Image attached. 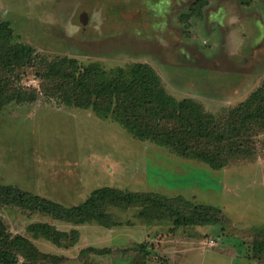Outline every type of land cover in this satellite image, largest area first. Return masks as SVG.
<instances>
[{
  "label": "rangeland",
  "instance_id": "rangeland-1",
  "mask_svg": "<svg viewBox=\"0 0 264 264\" xmlns=\"http://www.w3.org/2000/svg\"><path fill=\"white\" fill-rule=\"evenodd\" d=\"M0 20L49 60L68 56L107 70L148 63L169 93L199 101L217 119L264 78V0H208L200 8L197 0H0ZM19 72L23 86L40 89L34 66ZM247 134L256 154L213 169L134 138L91 108L42 94L34 101L10 99L0 108L1 183L64 205L105 185L154 191L189 207L216 206L227 219L224 225H149L139 208L112 206L109 212L122 223L107 227L0 202V221L11 236L24 235L41 252L60 256L56 262L41 257L42 264H127L139 242L147 244V264H264V257L257 262L248 255L255 228L264 223V129L253 125ZM38 221L66 232L61 243L33 235L28 225ZM87 246L112 250L81 253Z\"/></svg>",
  "mask_w": 264,
  "mask_h": 264
},
{
  "label": "trees",
  "instance_id": "trees-1",
  "mask_svg": "<svg viewBox=\"0 0 264 264\" xmlns=\"http://www.w3.org/2000/svg\"><path fill=\"white\" fill-rule=\"evenodd\" d=\"M207 1L197 0L199 8ZM35 52L31 45L14 38L9 21L0 20V108L10 99L34 101L38 94L47 99L56 98L66 106L91 108L100 118L111 117L132 137L169 146L213 169L226 166L236 156L256 154L251 134H244L253 125L264 129V78L256 89L217 119L199 101L190 97L178 99L169 93L148 63L116 65L107 70L97 62L82 66L76 58L63 56L49 60ZM25 66L35 67L41 78L40 89L21 84L19 70ZM0 202L66 222L95 221L107 227L122 223L109 212L112 206L139 208V214L149 225L168 220L174 227L224 225L227 219L213 205L200 203L189 207L190 203L182 198H170L154 191H124L109 185L92 190L80 203L64 205L0 182ZM28 230L57 244L67 234L53 224L40 221L30 223ZM71 235L76 240L78 232L74 230ZM136 247V255L127 264H147L146 242L136 243ZM249 247V257L256 260L264 257V223L255 228ZM111 250L110 246H87L80 252ZM41 257L56 262L60 256L41 252L24 235L11 236L0 221V264H42Z\"/></svg>",
  "mask_w": 264,
  "mask_h": 264
},
{
  "label": "crops",
  "instance_id": "crops-1",
  "mask_svg": "<svg viewBox=\"0 0 264 264\" xmlns=\"http://www.w3.org/2000/svg\"><path fill=\"white\" fill-rule=\"evenodd\" d=\"M213 225H215V224H213ZM248 248H246V250H247ZM252 260H255V261H257V262H260V260H256V259H254V258H252Z\"/></svg>",
  "mask_w": 264,
  "mask_h": 264
},
{
  "label": "built area",
  "instance_id": "built-area-1",
  "mask_svg": "<svg viewBox=\"0 0 264 264\" xmlns=\"http://www.w3.org/2000/svg\"><path fill=\"white\" fill-rule=\"evenodd\" d=\"M212 241V240H211Z\"/></svg>",
  "mask_w": 264,
  "mask_h": 264
}]
</instances>
